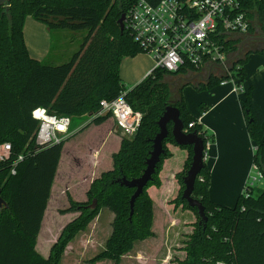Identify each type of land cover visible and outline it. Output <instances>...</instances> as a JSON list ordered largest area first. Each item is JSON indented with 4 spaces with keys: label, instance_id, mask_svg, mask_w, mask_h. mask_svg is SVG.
<instances>
[{
    "label": "trees",
    "instance_id": "trees-1",
    "mask_svg": "<svg viewBox=\"0 0 264 264\" xmlns=\"http://www.w3.org/2000/svg\"><path fill=\"white\" fill-rule=\"evenodd\" d=\"M155 5L159 0H145ZM136 0H8L0 6V143H8L10 158L0 162V264H59L67 244L97 215L100 207L112 215L111 232L104 247L90 259L92 263L111 260L118 263L135 242L153 237V201L147 190L158 188L159 174L164 161L171 158L169 145L185 151L186 157L174 177L179 185L177 202L184 188L182 179L191 162V147L177 146L171 135L162 142L163 153L152 179L136 198L129 217V199L133 189L118 185L121 178L131 180L141 175L151 150V141L158 132L156 125L170 99L164 78L192 70L180 68L169 74L152 69L137 85L126 89L118 76L119 62L123 57L143 53L126 30L120 32L117 20L126 14ZM253 18L264 22L263 5L252 2ZM30 16L46 26L49 32H85L79 48L61 64L37 61L29 57L24 45L22 28ZM254 22V23H255ZM253 31V28L250 32ZM232 55L234 42L223 45ZM264 57V51L257 52ZM245 57L231 64L229 78L241 82L245 77ZM210 80L203 89L213 87ZM202 89V88H199ZM123 94L133 111L141 114L139 126L131 138L120 136V145L112 154V168L100 173L86 192L87 201L78 202L67 196V208L59 214L77 213L65 224L48 257L43 259L35 251L36 238L46 209L50 188L56 173L64 141L42 150H35L33 134L38 123L31 112L45 108L55 116H92L99 110L101 100L111 101ZM246 133L255 150L252 163L262 174L264 183V111L253 103L251 88L240 99ZM174 106L184 126L196 119L191 117L178 90ZM109 116L92 119L90 124L100 125ZM86 127V126H85ZM83 127V128H85ZM83 130V129H80ZM186 133H195L204 141H213L196 124ZM23 160L14 167L18 155ZM210 175L203 168L196 177L191 197L200 202L207 218L205 224L196 223L185 242V259L180 264H264V187L254 186L247 197L242 194L232 208L213 203L208 197ZM95 201L94 208L89 203ZM186 207L196 213V209ZM198 217V216H197ZM199 219V218H198Z\"/></svg>",
    "mask_w": 264,
    "mask_h": 264
},
{
    "label": "crops",
    "instance_id": "crops-1",
    "mask_svg": "<svg viewBox=\"0 0 264 264\" xmlns=\"http://www.w3.org/2000/svg\"><path fill=\"white\" fill-rule=\"evenodd\" d=\"M49 33L45 25L34 21L30 16L24 19L22 36L29 57L37 61L61 64L62 60L60 61L58 58H63L65 56L69 58L78 47L76 48V46H74L73 40H68L69 42L66 41L65 43L63 41L65 36L60 35L58 38L60 40L58 43L59 50L56 52L54 48L52 49V45L50 44ZM244 38L245 37L237 36L233 38L232 42L238 45H236L237 50L240 48ZM61 48L63 54L60 52ZM257 52L260 51L251 53L257 54ZM228 62L229 61H227L224 66L220 64L207 65L200 69L187 70L182 74L166 76L163 82L168 85L170 95L174 98L172 101H175L178 90H180V95L182 97V85L184 84L193 85L197 90H203L205 94H207L203 96V101L206 104L201 103L200 113L193 115V118L196 119L201 129L206 132L207 137H213V141H208L205 144L204 155V163L210 175L208 197L215 204L232 208L236 203L237 197L242 194L249 176L252 175L250 169L254 152V146L245 130L241 112L240 94L233 91V89L239 86L241 87L240 93H244L251 88L253 103L259 110L264 111V57L261 56L258 63L253 68H250V74H255V77L258 78L257 81L249 80L248 78L244 86L240 85V82H236L234 79L228 77L230 73L228 67L231 66V63ZM152 69L153 60L151 56L140 53L134 57H123L120 60L118 76L123 86L130 89L144 80ZM210 80L220 82H216V84L209 89H203ZM255 85H257L258 88L255 87ZM85 124L86 127L79 125L69 133V137L64 140L61 151L63 152L68 141L81 135L88 129L104 127L103 130L100 129L102 130V139L97 143L96 149L91 156L94 158L93 163L96 164L101 158L100 155L103 146L109 145V148H114V150L108 152L105 157L102 155V158L106 160V162L111 163V156L118 150L120 145V134L115 128L113 121L106 120L102 124L96 126L90 124L89 119ZM168 150L171 152L172 156L163 163L162 170L159 174V188L150 187L147 190L153 201L152 222L158 210L161 215L163 214V218L164 213L168 214L167 209L169 207H167L166 201L172 198L176 193L174 175L180 171L186 157L185 151L180 150L176 146L169 145ZM63 161L64 159H61L60 155L46 207L49 205L51 197L54 198V201L57 199L59 205L66 200L67 205L66 192L69 197L73 199L68 191L71 182L69 176L67 173L62 174L61 172ZM59 165L60 171L58 170ZM97 175L96 173L94 175L91 174L92 177ZM90 182L91 180L88 178L84 181L81 198H84ZM45 211L44 215L46 213ZM64 216L70 217L67 223L75 217L72 216V214H65L63 217ZM56 239L57 238L53 241H56ZM53 243L54 242H52V244ZM125 257L126 256H123L122 260Z\"/></svg>",
    "mask_w": 264,
    "mask_h": 264
},
{
    "label": "built area",
    "instance_id": "built-area-1",
    "mask_svg": "<svg viewBox=\"0 0 264 264\" xmlns=\"http://www.w3.org/2000/svg\"><path fill=\"white\" fill-rule=\"evenodd\" d=\"M252 2H260L264 10V0H159L155 5L136 0L124 14L123 30L143 53L151 56L153 69L174 74L180 68L196 70L207 65L224 66L229 60L224 43L235 36L245 37L253 28ZM233 91L241 92V87L236 86ZM105 115L125 138L135 134L141 119V114L131 109L123 94L111 101L101 100L99 110L89 118L91 121ZM31 117L38 123L33 134L35 150L59 144L69 137L68 117L55 116L45 108L34 109ZM196 124L197 121L189 123L183 132ZM10 153V145L0 143V162L8 161ZM23 158L22 154L16 157L11 174ZM250 170L252 175L242 193L262 180L256 165L252 164Z\"/></svg>",
    "mask_w": 264,
    "mask_h": 264
},
{
    "label": "rangeland",
    "instance_id": "rangeland-1",
    "mask_svg": "<svg viewBox=\"0 0 264 264\" xmlns=\"http://www.w3.org/2000/svg\"><path fill=\"white\" fill-rule=\"evenodd\" d=\"M258 26L259 22L256 21L253 25V29ZM49 35L52 49L54 48L56 52H58V43L60 42L58 38L60 35L65 36L63 39L65 43L66 41L69 42L70 40H73L74 46L79 48V45L85 36V32L52 31ZM77 49L73 53H75ZM242 50L243 49H241V52L239 53L236 50L234 54L229 56L228 61L230 62L231 60L241 58L243 56ZM60 52L63 54L62 48ZM260 57V54L254 53L246 55V61L243 66L245 70V77L241 80L240 85L244 86L245 81L248 80V78L249 80L257 81L258 78L255 77V74H250V68H253L258 63ZM69 58L68 56H65L63 58H58V60H62L61 62L63 63ZM182 86V97L185 107L188 114L193 117L196 113H200L201 103H204L203 96L207 94H205V91L203 90H197L195 86L190 84H184ZM255 87H257V85H255ZM238 93L240 94V98H242L243 93ZM173 99V96H170L169 101H172ZM89 119L90 118L89 116L87 117V115L70 118L69 133L79 125L85 126V123L88 122ZM106 120L111 119L108 117ZM100 129L103 130L104 127L88 129L81 135L68 141L63 152L61 151V159H64L61 165V172L62 174L67 173L69 176V180L71 182L68 191L74 201H87L86 193L84 198H81L82 185L86 178L92 182L100 175V173L106 172L112 168V161L109 163L102 158V155L105 157L108 152H112V150H114V148H109V145L103 146L101 149V158L98 162H96V164L93 163L94 158L91 155L96 149L97 143L102 139V130ZM58 170L60 171V165ZM95 173L98 175L92 177L91 174L94 175ZM175 184L176 193L172 198L166 201V205L169 207L167 209L168 214L164 213L163 218V214L161 215L158 210L154 215L151 225V231L154 232V236L135 242L132 249L123 255L126 256L123 260V256H121L118 263H114L111 260H101L94 263L90 261L92 257L103 249L104 243L111 232L110 226L113 220V215L107 209L100 207L97 215L89 222L86 229L78 233L64 248L59 264H180L183 262L185 259V252L183 251L185 242L187 241L188 236L192 233L194 225L199 222V219L196 213L188 209L186 205L177 202L180 187L176 179ZM254 186H257L259 189L263 188V178L259 183H254V185L250 187L248 191L242 193V195L247 197L249 194H254L252 193V190H250ZM65 194L66 197L69 196L67 192ZM53 199L54 198L51 197V201L46 207V213L42 219L41 230L39 229L40 231L37 235L35 246L36 253L43 259L48 257L49 249L55 243L53 240L57 238L61 229L65 226L67 221L70 220V217L68 216L63 217L65 214H59L60 210L67 208L68 203L66 205V200H64L65 204L62 203L59 205L57 199H55V201ZM91 204L92 203L90 202L89 205ZM156 208L159 209L158 207ZM68 214H72V216L75 217L78 215L77 213ZM52 242L54 243L52 244Z\"/></svg>",
    "mask_w": 264,
    "mask_h": 264
},
{
    "label": "water",
    "instance_id": "water-1",
    "mask_svg": "<svg viewBox=\"0 0 264 264\" xmlns=\"http://www.w3.org/2000/svg\"><path fill=\"white\" fill-rule=\"evenodd\" d=\"M8 0H0V6H2ZM123 20L124 15L121 14L117 20L120 32L123 31ZM238 52V50H237ZM249 53H245L247 55ZM237 59L231 60L230 63L233 64ZM231 69V66L228 67V70ZM158 127V132L151 141V150L148 154V158L145 161V168L142 171L141 175L137 178L127 180L121 178L115 182L127 189H133V193L129 199V208L130 214L132 215V209L136 198L142 193L143 188L147 183L152 179V175L155 172L156 165L159 163L160 156L163 153L162 142L168 135L167 126L170 125V135L177 146H189L191 147V162L188 170L185 173V176L182 179V184L184 186L181 199L186 202V205L189 208L196 209L197 216L199 218V224H205L207 218L204 214V208L199 201L192 198V192L194 189V183L196 177L199 175L200 171L203 168L204 162V141L199 138L195 133H184L183 124L179 118V111L174 106V101H168V104L164 108L161 116L156 122ZM3 200L0 198V208L4 206ZM95 201H92L90 208H94Z\"/></svg>",
    "mask_w": 264,
    "mask_h": 264
},
{
    "label": "flooded vegetation",
    "instance_id": "flooded-vegetation-1",
    "mask_svg": "<svg viewBox=\"0 0 264 264\" xmlns=\"http://www.w3.org/2000/svg\"><path fill=\"white\" fill-rule=\"evenodd\" d=\"M242 46L238 49V53L242 50V55L254 51H264V22L259 23V26L254 27L252 32H249L242 41ZM237 50V49H236ZM235 50V51H236Z\"/></svg>",
    "mask_w": 264,
    "mask_h": 264
}]
</instances>
